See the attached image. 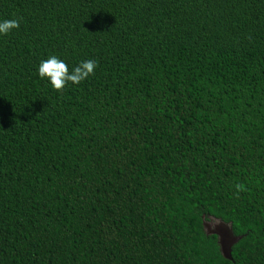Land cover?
I'll return each instance as SVG.
<instances>
[{
    "label": "trees",
    "instance_id": "16d2710c",
    "mask_svg": "<svg viewBox=\"0 0 264 264\" xmlns=\"http://www.w3.org/2000/svg\"><path fill=\"white\" fill-rule=\"evenodd\" d=\"M10 19L0 264H264V0H0ZM51 56L95 74L57 92Z\"/></svg>",
    "mask_w": 264,
    "mask_h": 264
},
{
    "label": "clouds",
    "instance_id": "9594fccd",
    "mask_svg": "<svg viewBox=\"0 0 264 264\" xmlns=\"http://www.w3.org/2000/svg\"><path fill=\"white\" fill-rule=\"evenodd\" d=\"M18 20L10 19L0 22V35H8L13 30L19 29ZM97 62L94 60L82 61L78 66L69 71L68 65L56 56H51L47 60L41 61L38 74L41 79H47L54 90L63 92L66 85L70 82L78 85L87 78L95 74ZM246 190L245 185L237 184V193Z\"/></svg>",
    "mask_w": 264,
    "mask_h": 264
},
{
    "label": "water",
    "instance_id": "95a60500",
    "mask_svg": "<svg viewBox=\"0 0 264 264\" xmlns=\"http://www.w3.org/2000/svg\"><path fill=\"white\" fill-rule=\"evenodd\" d=\"M202 226L207 235H214L217 237V243L219 246L222 257L231 261V247L238 242L240 237H234L229 224H225L222 221L216 220L214 222L205 221L202 216Z\"/></svg>",
    "mask_w": 264,
    "mask_h": 264
},
{
    "label": "rangeland",
    "instance_id": "374dc122",
    "mask_svg": "<svg viewBox=\"0 0 264 264\" xmlns=\"http://www.w3.org/2000/svg\"><path fill=\"white\" fill-rule=\"evenodd\" d=\"M208 236V235H207Z\"/></svg>",
    "mask_w": 264,
    "mask_h": 264
}]
</instances>
